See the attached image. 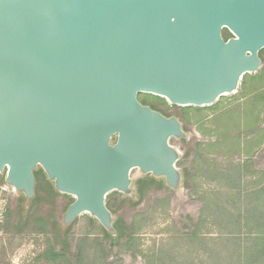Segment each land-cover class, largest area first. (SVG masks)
Segmentation results:
<instances>
[{"label":"water","instance_id":"1","mask_svg":"<svg viewBox=\"0 0 264 264\" xmlns=\"http://www.w3.org/2000/svg\"><path fill=\"white\" fill-rule=\"evenodd\" d=\"M227 29L231 36L224 37ZM264 0H0V174L35 199L36 172L117 235L108 195L134 169L183 185L176 115L139 100L203 107L263 66Z\"/></svg>","mask_w":264,"mask_h":264},{"label":"rangeland","instance_id":"2","mask_svg":"<svg viewBox=\"0 0 264 264\" xmlns=\"http://www.w3.org/2000/svg\"><path fill=\"white\" fill-rule=\"evenodd\" d=\"M138 97L167 116L183 119L188 138L170 143L180 151L177 165L189 172V185L184 176L182 187L173 190L163 178L134 169L133 193L107 198L117 203L115 222L123 218L134 230L130 249L125 239L112 236L117 244L113 254L123 249L118 256L122 264H264V65L244 75L237 92L212 105L182 107L153 94ZM37 173L38 184L39 179L43 185L49 182L42 171ZM143 182L148 184L145 193ZM24 200L14 188L0 186V227L6 209L23 207ZM72 201L57 192L52 205L39 203L35 209L51 214L74 245L85 235L102 237L104 228L88 213L67 232L62 229V216ZM45 238L0 228V264H49L38 259Z\"/></svg>","mask_w":264,"mask_h":264},{"label":"trees","instance_id":"3","mask_svg":"<svg viewBox=\"0 0 264 264\" xmlns=\"http://www.w3.org/2000/svg\"><path fill=\"white\" fill-rule=\"evenodd\" d=\"M223 34L226 39L231 36V33L227 29L224 30ZM180 120L183 123V128L188 132L183 119L180 118ZM36 175L38 176L37 172ZM184 176L186 178L185 185L188 186L189 172L185 171ZM4 177L0 175V186L4 184ZM147 185L146 182L141 184L143 193H145ZM114 193L116 191L109 194L108 198ZM55 194H57V191L50 182L43 185L39 179V184L36 187V196L31 204V207L33 206L31 210H27L24 206L17 209L7 208L4 213L3 224L0 228L11 232L13 235L35 234L45 236V247L38 255V259L49 264H122V258L118 256L121 255L123 249L119 251V254H113V248L117 244L114 242L112 235L105 229L102 237L96 236L92 238L90 235H85L77 239L74 245L67 235H63L60 232L51 214H42L37 210L38 208L35 209V206L39 203L52 205ZM116 205L115 200L108 201V206L113 212L116 209ZM114 225L119 239L127 241L128 245L126 249H128L130 244L133 243L134 230L129 227V224L123 218L117 219ZM260 239L264 240V237ZM112 257L118 258L112 260Z\"/></svg>","mask_w":264,"mask_h":264},{"label":"flooded vegetation","instance_id":"4","mask_svg":"<svg viewBox=\"0 0 264 264\" xmlns=\"http://www.w3.org/2000/svg\"><path fill=\"white\" fill-rule=\"evenodd\" d=\"M260 56L263 60V65H264V48L260 51Z\"/></svg>","mask_w":264,"mask_h":264}]
</instances>
